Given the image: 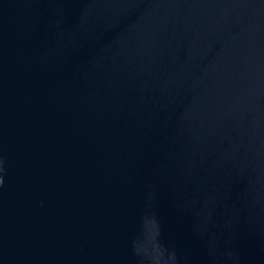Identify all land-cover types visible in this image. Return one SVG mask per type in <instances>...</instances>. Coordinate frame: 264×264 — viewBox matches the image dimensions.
I'll return each instance as SVG.
<instances>
[{
  "label": "water",
  "instance_id": "95a60500",
  "mask_svg": "<svg viewBox=\"0 0 264 264\" xmlns=\"http://www.w3.org/2000/svg\"><path fill=\"white\" fill-rule=\"evenodd\" d=\"M0 264H264V0H0Z\"/></svg>",
  "mask_w": 264,
  "mask_h": 264
}]
</instances>
